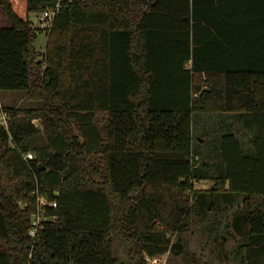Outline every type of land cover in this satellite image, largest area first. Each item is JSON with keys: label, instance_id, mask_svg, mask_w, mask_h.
<instances>
[{"label": "trees", "instance_id": "obj_1", "mask_svg": "<svg viewBox=\"0 0 264 264\" xmlns=\"http://www.w3.org/2000/svg\"><path fill=\"white\" fill-rule=\"evenodd\" d=\"M54 3L0 0V92L37 103L0 125V264H148L225 204L233 259L264 264V0H62L42 54L29 16ZM220 25L238 36L218 64ZM194 113L231 115L248 142L227 128L211 162ZM39 195L56 219L31 237Z\"/></svg>", "mask_w": 264, "mask_h": 264}, {"label": "rangeland", "instance_id": "obj_2", "mask_svg": "<svg viewBox=\"0 0 264 264\" xmlns=\"http://www.w3.org/2000/svg\"><path fill=\"white\" fill-rule=\"evenodd\" d=\"M30 22L34 25L35 13L30 14ZM8 19L0 11V28L9 27ZM47 34L39 33L34 42V47L39 53H44ZM41 60V58H39ZM189 67V66H188ZM35 101H27L21 92L1 91L0 92V114L6 112V108L30 107L35 108ZM229 114L219 113H194L192 116V137L194 145L198 147L202 155L212 152L213 159L217 158V147L220 144V137L227 128H234L236 135L243 142L247 143L249 135L240 121H235ZM249 145V144H244ZM205 159V157L203 156ZM202 159V160H204ZM213 164H217L213 162ZM212 181H203L195 184V188L206 190L212 185ZM215 186V184H214ZM217 188V185H216ZM220 190V189H218ZM36 204L39 200L36 199ZM223 205V203H222ZM235 204L224 205L218 215L199 217L195 211L191 215V228L181 234L183 252L180 255L167 253L165 264H239L234 260L232 251L245 239L235 233L232 221L236 213ZM175 238L171 239L173 242ZM115 250L120 258L125 253L121 245L115 244Z\"/></svg>", "mask_w": 264, "mask_h": 264}, {"label": "built area", "instance_id": "obj_3", "mask_svg": "<svg viewBox=\"0 0 264 264\" xmlns=\"http://www.w3.org/2000/svg\"><path fill=\"white\" fill-rule=\"evenodd\" d=\"M62 0H55L54 5L49 6L42 11L35 13V23L34 25L31 23L32 28L37 30L40 33L47 34L49 33L54 25V20L57 12L60 8V3ZM7 112H2L0 114V125H7ZM24 159L30 160L32 159V153L28 152L23 155ZM39 200V204H37V211L31 217V229L29 234L31 237L37 236V232L43 229V222L45 220L54 221L55 216H46V209L54 210L57 208L56 200H48L44 196H40L37 198ZM165 256V255H164ZM164 256L160 257H152L147 258L148 264H165Z\"/></svg>", "mask_w": 264, "mask_h": 264}, {"label": "crops", "instance_id": "obj_4", "mask_svg": "<svg viewBox=\"0 0 264 264\" xmlns=\"http://www.w3.org/2000/svg\"><path fill=\"white\" fill-rule=\"evenodd\" d=\"M214 1H216V0H214ZM214 15L217 16L218 19H223V20L227 19L229 16L227 11L226 12L219 11V12H216ZM214 15L211 14V16H214ZM232 22H233V19H232ZM232 22H230V23H232ZM218 30H219V32H217V33H215V31H214L215 37L213 38L214 39L213 42H211V43H214L213 47L215 50L218 51V54L216 56L214 55L215 57H211L210 61L211 60L212 61H218V64H221L222 61L227 62V60H228L227 54H224L225 48H227L228 41L229 42L233 41L234 38L238 36L237 35L238 33H236L235 29H231L229 27H225L222 25L219 26ZM221 52H223V53H221ZM188 66H189V63L186 64V67H188ZM195 159L197 160L198 157H195ZM203 181H206V180H201L198 182H203ZM207 181H209V180H207ZM198 182H194V187H195V184H197ZM196 189H198V188H196Z\"/></svg>", "mask_w": 264, "mask_h": 264}, {"label": "water", "instance_id": "obj_5", "mask_svg": "<svg viewBox=\"0 0 264 264\" xmlns=\"http://www.w3.org/2000/svg\"><path fill=\"white\" fill-rule=\"evenodd\" d=\"M57 195V193H55Z\"/></svg>", "mask_w": 264, "mask_h": 264}]
</instances>
